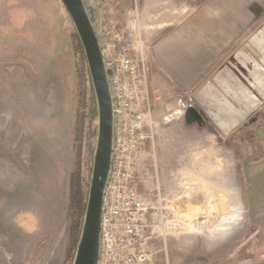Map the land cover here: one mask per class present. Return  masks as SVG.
<instances>
[{
  "label": "rangeland",
  "instance_id": "1",
  "mask_svg": "<svg viewBox=\"0 0 264 264\" xmlns=\"http://www.w3.org/2000/svg\"><path fill=\"white\" fill-rule=\"evenodd\" d=\"M83 1L102 49L120 33L141 38L150 77L163 33L151 25L169 0ZM74 34L60 0H0V264H70V182L89 191L98 134L97 116L78 138L90 85ZM176 130L169 159L143 153L136 180L175 225L156 236L154 264H264V109L221 138Z\"/></svg>",
  "mask_w": 264,
  "mask_h": 264
},
{
  "label": "crops",
  "instance_id": "2",
  "mask_svg": "<svg viewBox=\"0 0 264 264\" xmlns=\"http://www.w3.org/2000/svg\"><path fill=\"white\" fill-rule=\"evenodd\" d=\"M154 18L143 157L169 159V124L221 138L264 109V0H169Z\"/></svg>",
  "mask_w": 264,
  "mask_h": 264
},
{
  "label": "built area",
  "instance_id": "3",
  "mask_svg": "<svg viewBox=\"0 0 264 264\" xmlns=\"http://www.w3.org/2000/svg\"><path fill=\"white\" fill-rule=\"evenodd\" d=\"M130 37L117 34L102 49L105 68L111 71L114 140L101 209L98 264H154L156 236L175 226L169 223L159 195L157 201H147L137 189L144 147L155 134L147 129L152 113L149 67L141 38Z\"/></svg>",
  "mask_w": 264,
  "mask_h": 264
},
{
  "label": "water",
  "instance_id": "4",
  "mask_svg": "<svg viewBox=\"0 0 264 264\" xmlns=\"http://www.w3.org/2000/svg\"><path fill=\"white\" fill-rule=\"evenodd\" d=\"M83 47L97 112L98 134L88 191L87 207L72 264H98L100 250L101 209L105 185L111 171L114 140L111 71L105 68L102 46L83 0H60Z\"/></svg>",
  "mask_w": 264,
  "mask_h": 264
},
{
  "label": "trees",
  "instance_id": "5",
  "mask_svg": "<svg viewBox=\"0 0 264 264\" xmlns=\"http://www.w3.org/2000/svg\"><path fill=\"white\" fill-rule=\"evenodd\" d=\"M74 40L76 42V53H79L81 56V61H82V75L81 79L84 81L85 79L88 80L89 85H90V94H89V101L90 104H86V101H81L80 103V108L83 110H87L88 108V113L82 114L81 117H78L77 113V120L79 119V135L78 138L82 139L84 136V125L86 120L88 121V124H91L92 120L96 119L98 116L97 114V109H96V102H95V96H94V90L91 86V81H90V74L88 71V66L87 62L84 57V52H83V47L80 43V40L76 34H74ZM84 87V85H83ZM85 94L83 95V97ZM84 112V111H83ZM78 123V122H77ZM89 129H87L86 134H89ZM246 138H250V134L245 135ZM92 158V156H91ZM93 160V159H91ZM88 191L84 184L82 183V180L80 179L79 176H73L72 180L70 182V194H71V206L73 209V224L70 230V247H69V263L71 264L72 260L74 259V254L76 251L77 244L79 242L80 234H81V229L84 221V215L86 212V207H87V198H88Z\"/></svg>",
  "mask_w": 264,
  "mask_h": 264
}]
</instances>
